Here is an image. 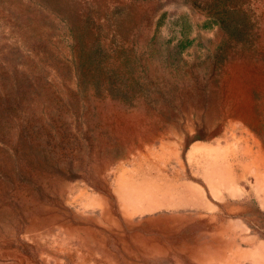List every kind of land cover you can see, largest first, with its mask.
<instances>
[{
    "label": "rangeland",
    "instance_id": "1",
    "mask_svg": "<svg viewBox=\"0 0 264 264\" xmlns=\"http://www.w3.org/2000/svg\"><path fill=\"white\" fill-rule=\"evenodd\" d=\"M0 264H264V0H0Z\"/></svg>",
    "mask_w": 264,
    "mask_h": 264
}]
</instances>
